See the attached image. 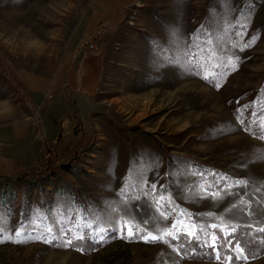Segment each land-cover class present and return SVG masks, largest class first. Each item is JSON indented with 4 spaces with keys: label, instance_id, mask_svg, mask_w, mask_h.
Wrapping results in <instances>:
<instances>
[{
    "label": "rangeland",
    "instance_id": "374dc122",
    "mask_svg": "<svg viewBox=\"0 0 264 264\" xmlns=\"http://www.w3.org/2000/svg\"><path fill=\"white\" fill-rule=\"evenodd\" d=\"M263 98L264 0H0V264H228L163 233L264 225Z\"/></svg>",
    "mask_w": 264,
    "mask_h": 264
},
{
    "label": "trees",
    "instance_id": "16d2710c",
    "mask_svg": "<svg viewBox=\"0 0 264 264\" xmlns=\"http://www.w3.org/2000/svg\"><path fill=\"white\" fill-rule=\"evenodd\" d=\"M256 97L255 99H258ZM264 99V98H263ZM258 104L250 102L241 105H237L233 109V113L239 121L242 128L247 131L249 134L254 135L256 137H264V128L259 120V113L262 111V102ZM254 104V106H253ZM75 107V105H74ZM52 160H55L53 157H49ZM228 230L231 231L235 229L236 231L232 234L231 239L239 240L242 242L244 248V255L247 256V259H252L264 254V231H260L264 229V225L255 227L250 224H232L227 226ZM133 235H139L143 233V230L138 227H133ZM85 231H81L84 233ZM180 233V232H178ZM175 233L174 235L178 234ZM80 234V232H79ZM215 234L218 237V246H219V255L221 262L228 263L227 258L233 257L231 264H240L243 262L244 258H242L240 252L235 248L229 249L228 240L223 239V237L228 235V232L223 231L221 227H217L216 229L210 228L207 232H201L199 234V239L201 241L207 240L210 236ZM72 239H74V236ZM166 241L171 244L175 249H180L178 252L185 258H205V259H216L217 253L214 252L210 247H202L197 246L195 242L189 243L187 237H181L179 241H173L170 238L166 237ZM101 240L94 239L90 236H83L81 240H77L74 244L75 246L82 247H97L100 244ZM217 260V259H216Z\"/></svg>",
    "mask_w": 264,
    "mask_h": 264
},
{
    "label": "snow or ice",
    "instance_id": "6c2138e0",
    "mask_svg": "<svg viewBox=\"0 0 264 264\" xmlns=\"http://www.w3.org/2000/svg\"><path fill=\"white\" fill-rule=\"evenodd\" d=\"M191 55L193 58H195V53H192ZM161 199H162V197H161ZM248 214H251V208L248 209ZM161 215H163V213H161ZM126 227L128 228V235H129V237H131L134 234L132 231L131 225H126ZM211 227L213 229H216L218 227V225L212 224ZM219 227H221L223 231L228 232V235L223 237V239L228 240L229 249L235 247L240 252L242 258L247 259V256L244 255L245 250L243 248L242 242L239 240L231 239L232 234L236 230L232 229L231 231H229L227 226H224V225H221ZM121 230H123V226H122ZM202 231H203V229L196 227L195 224H188L186 230L181 231L180 233H178L176 235H173V232L169 231V232L163 233V236L170 238L173 241H179L182 236L187 237L189 243L195 242L197 244V246L210 247L214 252L217 253L216 259L220 260L219 246L217 243L218 237L215 234H213L207 240L201 241L199 239V234ZM260 231H264V229H261ZM17 235H19V233H17ZM143 239H145V241H148V240L160 241L162 239V237L160 235L149 233L147 236L143 237ZM68 243L71 244V241H69ZM174 250L177 252L180 251V249H178V248L174 249ZM232 260H233V257H228L227 258L228 264H231Z\"/></svg>",
    "mask_w": 264,
    "mask_h": 264
},
{
    "label": "crops",
    "instance_id": "0c3cea01",
    "mask_svg": "<svg viewBox=\"0 0 264 264\" xmlns=\"http://www.w3.org/2000/svg\"><path fill=\"white\" fill-rule=\"evenodd\" d=\"M100 68V61L98 59H94L93 57V64L85 66L84 63H81L80 66H77V76L73 77V80H71V77L70 80L68 79V83L65 82L64 84H70V81L72 83H76V85L73 86V90L77 91V89L80 88V92L82 95H91L95 90L96 85L98 84ZM67 70H73V68L71 66H68ZM90 81H93L92 86H88Z\"/></svg>",
    "mask_w": 264,
    "mask_h": 264
},
{
    "label": "built area",
    "instance_id": "2783aa9c",
    "mask_svg": "<svg viewBox=\"0 0 264 264\" xmlns=\"http://www.w3.org/2000/svg\"><path fill=\"white\" fill-rule=\"evenodd\" d=\"M95 37L94 36H88L83 40V44H84V50L85 51H93L96 49L97 45L94 41Z\"/></svg>",
    "mask_w": 264,
    "mask_h": 264
}]
</instances>
